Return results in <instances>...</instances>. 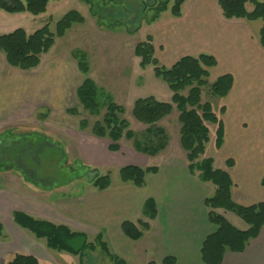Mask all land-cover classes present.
<instances>
[{
    "label": "crops",
    "instance_id": "crops-1",
    "mask_svg": "<svg viewBox=\"0 0 264 264\" xmlns=\"http://www.w3.org/2000/svg\"><path fill=\"white\" fill-rule=\"evenodd\" d=\"M246 10L250 12L252 6L247 4ZM164 13L158 14L154 31L150 34L154 54L162 66L170 68L186 56L208 55L216 61V66L209 71L211 83L223 75H231V89L221 100L225 109L222 115L224 142L219 151L224 152L222 159L230 160L233 166L228 168L225 162L219 167L215 162L213 165L229 174L234 203L242 207L264 203V48L259 43L262 21L226 20L221 16L216 0H185L178 18L172 15L163 17ZM22 14L0 11L1 35L14 31L19 17H26V21L29 19ZM45 56L41 57L36 70L21 71L9 66L0 53V141L12 136L11 129L41 123L36 120L38 116L44 122L46 118L50 120L52 115H57L54 121L60 127L67 128L71 121L73 127L82 133L79 128L81 120L76 121L68 111L75 110L73 108L79 104L76 90L85 76L79 72L73 56L56 59L57 65L52 69L42 65ZM116 73L119 74L114 79L117 90H123L129 84L128 67L121 66ZM70 87L74 88L73 98L65 91ZM138 98L136 96L135 100ZM29 133L25 130L14 135L19 139ZM37 133L45 136L40 131ZM81 139L75 142V153L81 159L95 167L104 164L108 169L114 168V160L108 155L112 154L109 144L106 145L107 150H103L106 139L92 135L88 142ZM47 141L57 151L69 154L63 142L64 146L59 143L61 141L55 143L48 138ZM43 152L44 148H40V153ZM121 155L116 160L117 170L125 166L144 168L140 159L127 152ZM161 159L162 163L154 166L157 172L145 176L142 188L124 184L104 191L94 189L93 194L86 196L87 200H82L86 203L77 200L80 205L69 207L64 214L51 208L48 200L44 203V200L10 191L4 194L0 189V224L7 235L5 240H0V264H5L14 253L33 256L39 264H48L47 260L61 264V258L47 250L63 252L47 248L44 239H36L19 227L13 221V212L65 226L73 233H83L89 243L94 242L88 241L89 234L101 235L102 241L105 235L112 253L106 242L103 243L109 254L124 264H163L166 258L174 259V264H204L200 257L201 245L216 231L208 220L204 200L213 194L214 188L195 174H190L186 160L174 156ZM148 201L152 202L149 206ZM219 213L239 229L235 218L230 216V221L227 213ZM137 220L148 223L149 229L141 239L131 241L122 234L121 224ZM98 251L101 252L99 247L84 253L94 255ZM68 255L77 258V264H83V255ZM103 255L107 264H114ZM221 264H264V225L242 253L226 252Z\"/></svg>",
    "mask_w": 264,
    "mask_h": 264
},
{
    "label": "trees",
    "instance_id": "trees-1",
    "mask_svg": "<svg viewBox=\"0 0 264 264\" xmlns=\"http://www.w3.org/2000/svg\"><path fill=\"white\" fill-rule=\"evenodd\" d=\"M50 1L52 0H0V11L9 14L28 13L37 17L46 12ZM79 1L84 4L89 3V0ZM169 1L160 4L155 9L156 13L166 11ZM184 1H174L170 8L172 17H180V8ZM216 3L221 16L226 20L262 21L259 43L264 48V0H216ZM247 4L252 6L250 12L246 10ZM83 21L77 11H70L56 23L55 33L50 32L48 24L32 34H27L22 28L15 29L10 33L0 35V53L9 66L21 71H33L39 67L41 57L53 47L55 38L63 37L72 25L83 23ZM134 54L140 59L141 67L147 65L153 67L155 77L167 85L172 96L170 103L159 101L152 96L136 99L131 111L132 116L137 122L151 126L167 117L172 112L173 106L178 110L180 145L185 152L187 169L192 175L196 170L201 172L198 178L214 188L213 194L204 200V205L208 209V220L216 227V231L203 241L200 257L204 264H221L226 252L242 253L249 243L258 236L264 225V203L249 207L237 205L231 197L232 182L227 171L214 168L212 159H204L199 165L196 164V160L204 155L205 145L209 140L207 124L216 126L215 149L219 150L224 142L223 122L214 112L210 103L202 102V92L208 89L212 97L221 101L231 89L232 77L223 75L213 83H209V71L216 66V61L208 55L186 56L179 59L170 68H165L154 56V46L150 35L146 37L145 42L135 46ZM73 58L79 72L86 76L88 74L86 57L76 54ZM97 88L91 79L85 78L76 90L79 105L90 114L99 112L100 107H103L99 105ZM104 111L100 121L90 126L87 121L81 120L79 128L82 132L89 130V134L94 137L111 141L109 149L116 152L119 149L116 143L123 137L132 139L134 134L128 130L127 121L122 118L125 112L124 107L109 102ZM224 111V106L221 105L219 114L223 115ZM68 113L77 115V111L72 109ZM7 140L11 142L8 143ZM3 142L8 144L3 145ZM42 144L44 145L43 155L40 153ZM134 146L137 151L146 154L149 151L156 154L164 149V146L142 147L137 141L134 142ZM47 152L57 151L52 148L45 136L37 132L23 134L19 139H14L9 135L0 141V169L13 165L14 161L19 162L23 153L29 154L25 160L30 167L33 166L32 169L25 170V167L17 169L23 174V177L25 174L28 176L27 181L32 178L34 183L45 185L46 180L39 178V174L44 172L41 168L44 162L40 163L39 159L40 155L46 158V155H49ZM61 155L65 156L63 153ZM225 165L230 168L233 163L228 160ZM156 172L157 168L154 166L146 168L125 166L118 170V175L122 184L142 188L145 176ZM109 175L110 173L95 175L91 181L92 187L97 191L108 189L111 185ZM151 203L148 201V206ZM220 211L238 217L246 228L244 230L235 228L219 213ZM12 218L19 227L30 232L36 239H44L47 248L51 250L81 257L84 251H93L99 247L101 252L108 256L114 264H124L109 254L101 235H97L94 242L89 243L85 234L73 233L62 225H53L18 212H13ZM148 229V223L142 220L125 221L121 224L122 234L131 241L141 239ZM6 238L7 235L0 224V240ZM5 264H39V262L33 256L14 253ZM163 264H174V259L166 258Z\"/></svg>",
    "mask_w": 264,
    "mask_h": 264
},
{
    "label": "rangeland",
    "instance_id": "rangeland-1",
    "mask_svg": "<svg viewBox=\"0 0 264 264\" xmlns=\"http://www.w3.org/2000/svg\"><path fill=\"white\" fill-rule=\"evenodd\" d=\"M174 1H169L163 17L171 15L170 8ZM165 2L167 0H89L88 4H84L79 0H52L47 6L46 13L37 17H31L30 14L23 13L22 16H28L29 19L27 21L24 19L26 17L16 19L14 29L22 28L27 33H33L48 24L50 32L55 33L56 23L65 14L70 11L79 12L84 20L83 23L72 25L63 37L55 38L54 45L45 54L42 65L45 68L48 66L49 69H52L57 65L58 60L56 59H64L66 56L72 57L76 54L84 55L88 64V74L84 79L89 78L96 84L98 87L99 105L103 107H100L99 112L90 114V112L85 111L77 104L73 108L77 111V115H74L75 120H85L92 126L95 122L102 119L105 107L109 102H112L124 107L125 112L122 118L127 121L128 130L134 134V137L132 139L121 138L116 143L119 147L118 151H111L112 154H108L114 160L113 169L104 167V164H97L98 166L95 167L75 153L76 139L83 138L81 140L88 142L87 140L90 137L89 130L80 133L75 128L76 126L73 127L71 121L67 124L69 125L67 128L60 127V124L54 121L57 115H52L50 120L46 118L44 122L40 121L41 118L38 116L36 120L41 123L28 124L27 128L18 126V129H11L12 137L16 139L14 134L22 133L25 130L28 132L40 131L50 141L55 143L61 141L59 143L62 146H64V143L68 147L69 154L62 156L60 151L56 150L57 152H47L49 155H46V158L42 157L44 152L40 155L39 162H44L41 165L44 172L39 174V178L40 180H46L45 185H43L42 183H34L32 178L27 181L28 179L26 178L28 176L25 174L23 177V174L17 169L18 167H25V170H31L33 167H30L25 160L29 154L23 153L19 162L14 161L13 165L4 166L0 169V189H2V193L15 192L40 201L44 200V203L48 200L52 204H50L51 208L64 214V211L68 210L69 207L80 205L77 200L86 203L82 200H87L86 196L95 192L91 185L95 175L110 173L111 185L108 189L124 185L120 182L118 168H116V160L120 158L122 153L121 156H124V153L127 152L134 158L140 159L144 168L157 166L158 163H162L161 157L164 156H174L178 159L186 160L185 152L180 145L179 112L175 106H173L172 112L167 117L151 126L137 122L131 113L136 96H139V98L152 96L166 103H170L171 100L172 93L162 80L155 77L153 67L151 65L141 67L140 59L134 54L135 46L138 43L145 42L146 37L154 31V19L158 16L155 9ZM259 22L261 21L259 20ZM155 58L157 59V56ZM121 66L128 67L127 78L129 84H126L123 90L120 88L117 90L114 79L119 74H115V72ZM81 80H83V77ZM209 83H211L210 79ZM65 91L72 98L74 97V88L70 87ZM202 102L210 103L220 119H224L218 112L222 102L212 97L208 89L202 92ZM61 113L65 114L64 112ZM207 126L209 129V140L205 145L204 155L196 160V164L199 165L204 159H212L213 163L215 162V166L219 167L222 163H226L221 157L224 152L221 153L220 149H215L216 126L210 124H207ZM135 141L142 147L164 146V149L156 154L150 153V151L146 154L136 150ZM10 142L8 141V143ZM105 142V144L103 143V150H107L106 145L111 144V141L107 139ZM8 143L3 142L2 144ZM41 148L43 149L44 147ZM200 173L198 170L194 172L197 178ZM43 188L44 190H40ZM230 216L237 220L236 223H238L239 229L245 227L236 216L227 213L228 219L232 221ZM104 237L105 235H103V241L106 242L108 249L112 253L110 242L107 239L105 240ZM94 238V234L88 235V241L93 242ZM47 252L49 254H57L55 256L61 258V262H59L61 264H77L78 262L77 258L74 259L66 252L57 253L49 250ZM82 262L83 264H107V258L100 251L94 255L86 252L82 257ZM47 263L53 264L50 260H47Z\"/></svg>",
    "mask_w": 264,
    "mask_h": 264
}]
</instances>
